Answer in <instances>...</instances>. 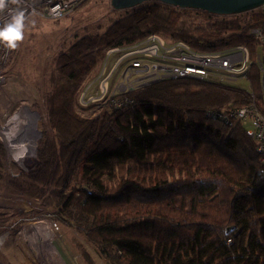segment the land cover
<instances>
[{
	"label": "trees",
	"instance_id": "16d2710c",
	"mask_svg": "<svg viewBox=\"0 0 264 264\" xmlns=\"http://www.w3.org/2000/svg\"><path fill=\"white\" fill-rule=\"evenodd\" d=\"M111 10L122 14L104 32L75 33L61 43L42 98L46 124L35 165L9 173L7 190L55 209L107 264H264L260 155L230 117L247 104L245 91L162 80L129 92L132 103L124 108L94 118L76 111L79 89L109 48L157 32L201 52L243 44L253 58L257 42L249 31L264 21V13L255 18L263 9L223 17L147 2ZM190 12L208 23L183 21ZM239 16L247 18L233 19ZM255 70L248 78L258 101ZM4 159L0 142V187Z\"/></svg>",
	"mask_w": 264,
	"mask_h": 264
},
{
	"label": "rangeland",
	"instance_id": "374dc122",
	"mask_svg": "<svg viewBox=\"0 0 264 264\" xmlns=\"http://www.w3.org/2000/svg\"><path fill=\"white\" fill-rule=\"evenodd\" d=\"M121 14L111 10L109 0H88L65 22L27 20L23 41L18 42L15 49L10 48L4 66L5 82L0 85V127L16 120L28 108L38 113L41 133L46 124L42 98L49 91L50 76L61 43L68 42L75 33L104 32ZM184 17L183 21L189 20L193 24L208 23V19L197 13ZM240 83L245 87V82ZM76 111L80 114L77 108ZM34 165L35 158L27 164L25 171L15 165L9 166L5 152V176L0 187V264H53L43 254L48 248L55 251V264H107L97 255L84 233L58 219L60 216L55 209L50 210L37 198L7 190L9 173L27 172ZM24 229L32 231L33 240L23 234Z\"/></svg>",
	"mask_w": 264,
	"mask_h": 264
},
{
	"label": "built area",
	"instance_id": "2783aa9c",
	"mask_svg": "<svg viewBox=\"0 0 264 264\" xmlns=\"http://www.w3.org/2000/svg\"><path fill=\"white\" fill-rule=\"evenodd\" d=\"M85 0H21L8 3L0 12V27L8 22L10 13L22 9L27 20L65 22ZM264 11V6L262 7ZM249 34L257 42L254 57L246 45L222 51L193 50L183 41H168L156 33L127 45L109 48L96 73L81 86L76 108L81 116L97 117L103 111L124 108L132 103L129 92L162 80L195 79L212 84L239 88L248 95V102L230 111L256 144L260 155V172L264 175V21L252 27ZM10 48L0 42V85ZM251 67L258 71L259 102L249 81ZM245 82V87L242 83ZM230 240H227L229 243Z\"/></svg>",
	"mask_w": 264,
	"mask_h": 264
},
{
	"label": "bare ground",
	"instance_id": "6f19581e",
	"mask_svg": "<svg viewBox=\"0 0 264 264\" xmlns=\"http://www.w3.org/2000/svg\"><path fill=\"white\" fill-rule=\"evenodd\" d=\"M135 8V7H134ZM130 10V9H128ZM133 10V9H132ZM258 9H256L257 12ZM261 10V9H260ZM193 11V10H192ZM199 12V11H198ZM186 13V12H185ZM188 13V12H187ZM191 13V12H190ZM252 13V12H251ZM264 12L260 13L258 16H255L256 20L259 19L260 15L263 14ZM193 14V13H192ZM256 15V14H254ZM216 17V16H215ZM224 17V16H223ZM254 18V16H252ZM259 17V18H258ZM185 18V17H184ZM264 18V17H262ZM261 19V18H260ZM194 20V19H193ZM261 21V20H260ZM257 22V21H255ZM261 23V22H260ZM177 24V23H176ZM185 24V22H184ZM223 24V23H222ZM258 24V23H256ZM255 24V25H256ZM180 25V24H179ZM191 28V27H190ZM250 29V28H249ZM235 30V29H234ZM232 31V30H231ZM248 31V30H247ZM176 32V31H175ZM157 33V32H155ZM221 33V32H220ZM191 34V33H190ZM166 36V35H165ZM250 36V34H249ZM251 37V36H250ZM249 37V39H250ZM175 40V39H174ZM251 40V39H250ZM254 40V39H253ZM243 41V40H242ZM256 42V41H255ZM251 43V41H250ZM132 44V43H131ZM240 44V43H239ZM236 45V44H235ZM255 45V44H254ZM233 46V45H231ZM230 47V46H229ZM255 50V49H254ZM218 51V50H217ZM203 52V51H202ZM255 52V51H254ZM251 53V52H250ZM251 72V71H250ZM253 72V71H252ZM251 72V73H252ZM255 72H257L255 70ZM254 73H252V77ZM250 77V78H252ZM189 79V78H188ZM256 79V78H255ZM162 82V81H161ZM164 83V81H163ZM257 88V87H255ZM215 90V89H214ZM231 91H234L233 89H231ZM256 91V90H255ZM254 91V92H255ZM253 92V94H254ZM199 93V92H197ZM239 93V92H237ZM246 93V92H245ZM243 93V95H247ZM256 94V92H255ZM199 95V94H198ZM131 97V96H130ZM247 97V96H245ZM132 98V97H131ZM248 98V97H247ZM232 100V99H230ZM239 101L241 100V97L238 99ZM248 99H245V101H247ZM257 100V99H256ZM229 101V100H228ZM232 100L233 105L235 104V102ZM259 101V100H258ZM243 102V101H242ZM226 103V102H225ZM224 103V104H225ZM245 103V102H244ZM238 106V104H236ZM129 106V105H128ZM220 105L216 106L214 108L218 110ZM230 106V104H229ZM240 106V104H239ZM238 106V107H239ZM242 107V106H241ZM213 108V106H212ZM211 108V109H212ZM224 109H228V107L224 108ZM222 109L223 111H226ZM206 110V109H205ZM216 110V111H217ZM219 111V110H218ZM231 111V110H230ZM223 114H226L225 112ZM213 115V113H212ZM228 116V113L227 115ZM209 117V115H208ZM216 117V116H215ZM213 116V118H215ZM227 118V117H226ZM232 121V120H231ZM235 121V120H234ZM233 122V121H232ZM229 128L230 125L228 124ZM233 126V124H232ZM231 126V127H232ZM235 126H240V124L237 122V124H235ZM234 126V127H235ZM38 133H39V118L38 116L31 111L30 109H24L21 112V115L17 116L16 120H13L12 122L7 123L5 126H1L0 127V139L4 145L5 148V152H6V161L7 164L10 165H15L18 167V169H24L27 164L33 159V155H34V150H35V146L38 140ZM42 133V132H41ZM252 139V138H251ZM253 141V140H252ZM257 152V151H256ZM259 162V161H258ZM259 170V169H258ZM260 173V172H259ZM4 198V197H3ZM10 199V198H9ZM5 200V199H4ZM29 204V203H28ZM5 208V207H4ZM23 234L28 237L30 240H33L34 237L32 234V231L30 229H24L23 230ZM44 236H46V234L44 233ZM230 239V238H229ZM45 256V258H48L50 262H53V264H55L54 262V258H57L55 255V251H53L52 249L48 248L43 252Z\"/></svg>",
	"mask_w": 264,
	"mask_h": 264
},
{
	"label": "water",
	"instance_id": "95a60500",
	"mask_svg": "<svg viewBox=\"0 0 264 264\" xmlns=\"http://www.w3.org/2000/svg\"><path fill=\"white\" fill-rule=\"evenodd\" d=\"M147 2H159L180 9L198 10L222 16L237 15L264 6V0H110L109 5L113 10H125ZM34 113L38 116L37 112L34 111ZM40 137L41 133L39 132L37 143ZM37 143L34 158L36 157ZM22 170L25 171V169Z\"/></svg>",
	"mask_w": 264,
	"mask_h": 264
},
{
	"label": "clouds",
	"instance_id": "9594fccd",
	"mask_svg": "<svg viewBox=\"0 0 264 264\" xmlns=\"http://www.w3.org/2000/svg\"><path fill=\"white\" fill-rule=\"evenodd\" d=\"M8 3L18 5L21 3V0H0V12L4 11ZM24 28V10H12L8 22L3 27H0V42L6 44L9 48L15 49L18 46V42L24 39Z\"/></svg>",
	"mask_w": 264,
	"mask_h": 264
}]
</instances>
